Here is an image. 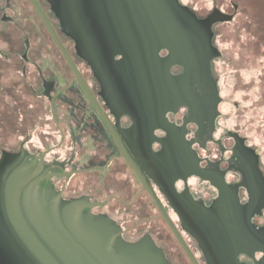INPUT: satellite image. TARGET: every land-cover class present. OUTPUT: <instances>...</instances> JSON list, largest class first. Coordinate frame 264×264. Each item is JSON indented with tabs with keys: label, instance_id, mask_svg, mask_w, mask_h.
Segmentation results:
<instances>
[{
	"label": "flooded vegetation",
	"instance_id": "af4514ba",
	"mask_svg": "<svg viewBox=\"0 0 264 264\" xmlns=\"http://www.w3.org/2000/svg\"><path fill=\"white\" fill-rule=\"evenodd\" d=\"M36 1L71 54L69 45L74 42L76 55L90 67L78 55L75 38L61 25L59 0ZM177 2L169 1L175 18L159 21L167 27L165 46L158 50L160 103L135 109V116L119 102L112 101V109L101 80L94 74V84L85 78L199 264H212L207 241L220 223L241 264H264L260 156L246 136L222 130L221 124L224 100L215 70L222 51L215 41V26L229 21L210 22L207 30L215 12L233 13L217 1L206 13ZM207 31L216 50L207 44ZM43 42L58 48L31 0H0V77L8 73L18 77L14 83H0V103L7 106L0 119L10 124L17 118L14 131L24 139L16 148L1 147L0 161L15 160V181L35 176L33 193L49 195L51 204L64 213L73 208L78 217L98 216L128 242H153L170 264L182 258L181 251L193 264L80 85L72 87L70 81L61 86L43 67ZM36 137L41 146L32 141Z\"/></svg>",
	"mask_w": 264,
	"mask_h": 264
},
{
	"label": "water",
	"instance_id": "95a60500",
	"mask_svg": "<svg viewBox=\"0 0 264 264\" xmlns=\"http://www.w3.org/2000/svg\"><path fill=\"white\" fill-rule=\"evenodd\" d=\"M31 1L73 72L74 80L104 118L122 155L135 167L193 264H199L143 171L132 161L71 52L38 2ZM169 1L178 3L177 0H168V3L164 0H59L61 25L75 38L78 55L106 86L104 96L112 109L111 102H119L121 109L135 116V109L160 103L158 50L165 46L163 30L167 27L159 21L175 18ZM231 18L221 11L215 12L209 18L207 30L210 22ZM208 43L216 50L209 31ZM118 54L122 55L120 60L115 59ZM119 84L142 87H117ZM14 161L9 158L0 161V264H170L164 251L153 242H128L107 220L94 215L78 217L73 208L64 213L51 204L49 195H35L32 189L38 179L29 175L15 181ZM207 242L206 251L212 264H241L230 250L231 238L223 223L215 225Z\"/></svg>",
	"mask_w": 264,
	"mask_h": 264
},
{
	"label": "rangeland",
	"instance_id": "374dc122",
	"mask_svg": "<svg viewBox=\"0 0 264 264\" xmlns=\"http://www.w3.org/2000/svg\"><path fill=\"white\" fill-rule=\"evenodd\" d=\"M215 1L224 9L229 10L228 13H233L229 22L215 26V41L222 51V56L216 61L215 70L220 93L224 100L221 105L224 113L221 120L222 130L230 128L246 136L248 142L258 152L264 172V6L262 5L264 0L261 6L260 0ZM215 1L182 0L185 4L193 5L200 10L204 9L203 13L211 9ZM47 43H41L40 47L42 51L46 49L45 53L41 52L40 61L43 67L49 70L52 76L55 75V79L61 86L71 81L72 87H77L78 83L74 80V74L68 64L62 60L58 48L55 47L54 50ZM69 48L82 73L90 83L94 84L92 70L76 55L74 42H70ZM15 81H18V77L11 73L0 77V83L3 85ZM3 98L6 99V97ZM6 109L7 106L3 102L0 103V113L3 114ZM18 122L17 118L13 119L10 124L6 121L3 123L0 119L1 146L16 148L24 140L20 138V133L14 131L19 125ZM45 128L48 129L47 126ZM55 135L57 142L59 136ZM32 141L41 146V141L37 140V137ZM124 223L128 225L129 219ZM180 254L182 260L175 258L176 264H189L182 251ZM197 254L201 256L199 250Z\"/></svg>",
	"mask_w": 264,
	"mask_h": 264
},
{
	"label": "trees",
	"instance_id": "16d2710c",
	"mask_svg": "<svg viewBox=\"0 0 264 264\" xmlns=\"http://www.w3.org/2000/svg\"><path fill=\"white\" fill-rule=\"evenodd\" d=\"M262 1L263 0H260V6H261V4H262ZM263 6H264V1H263V4H262ZM76 62H77V60H76ZM78 63V62H77Z\"/></svg>",
	"mask_w": 264,
	"mask_h": 264
}]
</instances>
